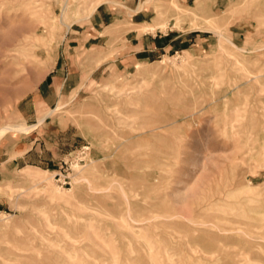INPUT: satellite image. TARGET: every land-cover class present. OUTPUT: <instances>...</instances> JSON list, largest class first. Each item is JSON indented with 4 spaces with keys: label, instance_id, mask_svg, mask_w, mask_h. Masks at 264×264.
I'll list each match as a JSON object with an SVG mask.
<instances>
[{
    "label": "rangeland",
    "instance_id": "374dc122",
    "mask_svg": "<svg viewBox=\"0 0 264 264\" xmlns=\"http://www.w3.org/2000/svg\"><path fill=\"white\" fill-rule=\"evenodd\" d=\"M155 1L181 46L129 65L86 0H0V264H264V0Z\"/></svg>",
    "mask_w": 264,
    "mask_h": 264
},
{
    "label": "crops",
    "instance_id": "0c3cea01",
    "mask_svg": "<svg viewBox=\"0 0 264 264\" xmlns=\"http://www.w3.org/2000/svg\"><path fill=\"white\" fill-rule=\"evenodd\" d=\"M133 1H129L128 5L129 7H132ZM102 5L99 6L97 11L94 13L91 19V26L94 31H99L98 38H101L103 35L102 33L104 30L114 25L116 22H128L131 24H149L146 21H136L135 18L141 14L144 16L141 10L137 13L133 14L129 19L125 20V18H117L116 16L119 14L113 13L109 7L106 10H101ZM160 30H158L156 33L152 34L149 32H139L137 30H131V31H125L122 34V58L120 59L122 64H133L135 61L140 60H146L149 57H151L153 54L158 53L160 51H166V49H170L172 47L175 48V46H181L180 44L182 41H177L182 35H168V34H160ZM178 32V31H177ZM192 32V31H191ZM92 39H96V37H93ZM105 44H101V46H104ZM181 48V47H180ZM126 51H123L125 50ZM58 66V59H56V62L54 63L52 67V71L56 70ZM67 81L70 79V76H66L65 78ZM29 152V151H28ZM27 153V152H26ZM23 158V156H18L14 158Z\"/></svg>",
    "mask_w": 264,
    "mask_h": 264
},
{
    "label": "bare ground",
    "instance_id": "6f19581e",
    "mask_svg": "<svg viewBox=\"0 0 264 264\" xmlns=\"http://www.w3.org/2000/svg\"><path fill=\"white\" fill-rule=\"evenodd\" d=\"M9 1H11V0H9ZM64 1H66V0H64ZM80 1V0H79ZM204 1H206V0H203V1H201V0H198L197 1V3H196V5L195 6H190L191 8H179V6L176 8L177 10V12H175V10L174 11H172V12H175V14L173 13V16H176V18L178 17V15L179 14H181L182 13V11H183V13L184 12H188V13H191V14H193L194 16L196 15V13L197 12H201L202 11V9H201V7H202V2H204ZM30 2H31V0H30ZM33 2V1H32ZM102 2H103V0H86V5H87V7H91L92 9H93V11L97 8V7H99V5H101L102 4ZM147 2H149V0H146V1H144L143 3H141L138 7H137V10L138 11H140V10H142L144 7H145V5H146V3ZM150 2H152V1H150ZM149 2V3H150ZM27 3V2H26ZM38 3V2H37ZM63 3V2H62ZM78 3V2H77ZM159 2L156 0L153 4H155V10H156V12H157V16L158 17H160V16H162V15H164V13H165V11L163 10L164 8H160L161 6V4L159 5L158 4ZM30 4V3H29ZM33 4V3H32ZM7 5V4H6ZM79 5V4H78ZM83 5V4H82ZM152 5V4H151ZM162 5H164V4H162ZM175 5V4H174ZM204 5V4H203ZM26 6V5H25ZM27 6H28V8H29V5L27 4ZM32 6V5H31ZM34 6H35V4H34ZM36 6H38V5H36ZM36 6H35V8H36ZM41 7H42V5H40ZM45 6V5H44ZM65 6V5H64ZM81 6V5H80ZM84 6V5H83ZM160 6V7H159ZM14 7V6H13ZM39 7V6H38ZM86 7V8H87ZM176 7V6H175ZM15 8V7H14ZM25 8H27V7H25ZM24 8V9H25ZM34 8V9H35ZM63 8V7H62ZM168 9V8H167ZM27 10V9H26ZM32 10H33V8H32ZM36 10V9H35ZM233 10V9H232ZM15 11H17V10H15ZM29 11H31V10H29ZM40 11H42V10H40ZM65 11V10H64ZM135 11V10H134ZM209 11L210 10H207L206 12L209 14ZM10 13L12 12L11 10L9 11ZM31 12H34V10L33 11H31ZM133 12V11H132ZM179 12V13H178ZM211 12V11H210ZM233 12H234V10H233ZM25 13H27V11L25 12ZM25 13H23V14H25ZM34 13H36V15H38V13L35 11ZM228 13V12H227ZM230 13V12H229ZM232 13V12H231ZM14 14V13H13ZM48 14V13H47ZM234 14H235V12H234ZM233 14V15H234ZM12 15V14H11ZM27 16H28V14H26ZM33 15V14H32ZM40 16H41V14H40ZM197 16V15H196ZM227 16H228V14H227ZM23 17H25V16H23ZM31 17H33V16H31ZM39 16H37V18H38ZM44 17V16H43ZM202 17V16H201ZM206 17V16H205ZM219 17V16H218ZM232 17V16H231ZM8 18V17H7ZM28 18V17H27ZM34 18H35V16H34ZM33 18V19H34ZM45 18V17H44ZM204 18V17H203ZM222 18V17H221ZM1 19H3V18H0V21H1ZM40 19H42V18H40ZM40 19H38L39 21H40ZM46 19V18H45ZM80 19V22L81 21H84L85 19H88V16H86L85 18L84 17H81V18H79ZM155 19V18H154ZM205 19V18H204ZM44 20V19H43ZM42 20V21H43ZM214 20V15L212 14L211 16H207L206 17V21H213ZM33 21V20H32ZM199 23V22H198ZM166 22H160L159 21V19L156 17V19L154 20V24L153 25H148V24H132V28L133 29H135V30H137V31H143V32H148V31H151V30H155L156 28H159V29H164L165 27H166ZM176 25V24H175ZM33 27H34V25H33ZM188 27V26H187ZM25 28H27V30L28 29H30V28H28V27H25ZM70 28V27H69ZM23 29H22V27H20L19 29H18V32L17 33H19V32H21ZM25 30V29H24ZM211 30V29H210ZM215 30H216V28H215ZM188 31V30H187ZM191 31H195V30H191ZM191 31H189V32H191ZM217 32H219V31H217ZM16 33V34H17ZM23 33V32H22ZM41 33V32H40ZM24 34V33H23ZM22 34V35H23ZM43 34V33H42ZM40 36H41V34H39ZM220 35H222V34H220ZM219 35V36H220ZM24 36V35H23ZM16 37V36H15ZM15 37H13L11 40H6V38H7V36H3V35H1V32H0V47H1V44L3 45L2 47H6V46H11V47H15V46H17V44H16V42L18 41L17 40V38H15ZM225 37H227V36H225ZM37 38V37H36ZM44 38V37H43ZM29 39H30V36H29ZM28 39V40H29ZM225 39V41H227L234 49H236L237 51H240V52H245L246 51V47L245 46H243V47H245V48H239V47H237V45H235L233 42H231L229 39H227V38H224ZM6 40V41H5ZM22 40H23V38H22ZM37 40V39H36ZM25 41H27V40H25ZM29 41H31V40H29ZM32 42V41H31ZM38 42V41H37ZM27 43V42H26ZM42 43V42H41ZM20 47V46H19ZM14 50V49H13ZM21 51H22V47H21V49H20ZM226 50H227V48H226ZM8 50H5V49H1L0 48V63L3 61V60H5L7 57H8ZM26 52V51H25ZM24 52V53H25ZM29 52V51H28ZM20 53V52H19ZM21 54H23V52H21ZM26 55V54H25ZM28 56H29V53L27 54ZM31 55V54H30ZM22 56H24V55H22ZM25 57V56H24ZM13 58V57H12ZM10 59V58H9ZM30 60V59H29ZM13 61V60H12ZM17 61H15V63H16ZM31 62H33V61H31ZM37 62V61H36ZM13 63H14V61H13ZM17 64L19 65V63L17 62ZM28 64V63H27ZM7 66V65H6ZM5 66V67H6ZM26 66V65H25ZM33 66V65H32ZM4 67V68H5ZM19 67V66H18ZM8 68H5V70H7ZM1 70V69H0ZM9 71L11 70V69H8ZM13 70V69H12ZM12 70H11V72H12ZM17 70V69H16ZM27 70V69H26ZM3 71V70H2ZM14 71V70H13ZM20 71V70H19ZM0 74H2L1 72H0ZM14 74V73H13ZM15 75V74H14ZM30 127V126H29ZM29 127H24V126H22V125H19V126H15V127H8V126H6V127H3V128H0V136H2L8 129H10V128H13V129H16L17 131H25L26 132V130H28V129H30ZM42 181H40V182H43V181H45L46 179H41ZM248 186V185H247ZM245 187V186H244ZM243 186H242V189L244 188ZM241 188V187H240ZM247 188V187H246ZM246 188H244V190L246 189ZM50 192H54V190H50ZM252 201V200H251ZM257 201V200H256ZM254 202V201H253ZM255 204H259V203H255ZM254 205V204H253ZM246 206V205H245ZM255 206V205H254ZM238 208V207H237ZM248 208V207H247ZM252 208V207H251ZM255 208V207H254ZM249 209V208H248ZM257 212V211H256ZM222 231V230H221ZM226 231V230H225ZM228 231V230H227ZM223 233V232H222ZM225 234V233H224ZM217 235V234H216ZM219 235V234H218ZM224 238V237H223ZM57 256V255H56ZM55 256V257H56ZM59 259V258H58ZM61 262V261H60ZM65 264V263H64Z\"/></svg>",
    "mask_w": 264,
    "mask_h": 264
}]
</instances>
